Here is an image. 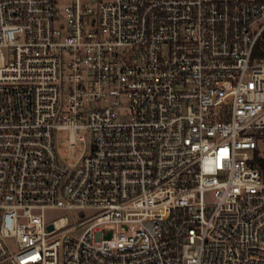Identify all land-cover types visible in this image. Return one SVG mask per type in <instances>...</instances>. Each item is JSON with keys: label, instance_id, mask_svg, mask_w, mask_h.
<instances>
[{"label": "built area", "instance_id": "2783aa9c", "mask_svg": "<svg viewBox=\"0 0 264 264\" xmlns=\"http://www.w3.org/2000/svg\"><path fill=\"white\" fill-rule=\"evenodd\" d=\"M0 264H264V0H0Z\"/></svg>", "mask_w": 264, "mask_h": 264}, {"label": "rangeland", "instance_id": "374dc122", "mask_svg": "<svg viewBox=\"0 0 264 264\" xmlns=\"http://www.w3.org/2000/svg\"><path fill=\"white\" fill-rule=\"evenodd\" d=\"M95 1V0H94ZM83 136L84 140H80V137ZM75 137L77 139L76 145H71V142L69 141V132L63 131L59 134V142H58V152L61 157L66 162H74L75 160L79 159L83 152L85 151V148L87 146V138L88 135L84 131L76 132ZM87 215L91 214L93 210L86 209L84 210ZM79 211H70V210H62V209H56V210H49L48 211V218L49 219H55L67 214L73 215L78 214ZM6 244L8 247L15 251L17 249L16 240L12 238H8L6 240Z\"/></svg>", "mask_w": 264, "mask_h": 264}, {"label": "water", "instance_id": "95a60500", "mask_svg": "<svg viewBox=\"0 0 264 264\" xmlns=\"http://www.w3.org/2000/svg\"><path fill=\"white\" fill-rule=\"evenodd\" d=\"M52 228H53V226H52V225H50V226H49V229H52Z\"/></svg>", "mask_w": 264, "mask_h": 264}]
</instances>
